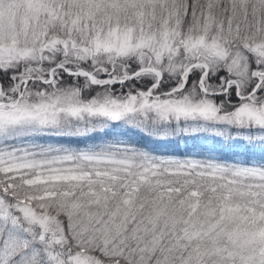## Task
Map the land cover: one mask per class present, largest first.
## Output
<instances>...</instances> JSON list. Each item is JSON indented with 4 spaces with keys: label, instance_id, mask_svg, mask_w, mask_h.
<instances>
[{
    "label": "snow or ice",
    "instance_id": "6c2138e0",
    "mask_svg": "<svg viewBox=\"0 0 264 264\" xmlns=\"http://www.w3.org/2000/svg\"><path fill=\"white\" fill-rule=\"evenodd\" d=\"M0 264H264V0H0Z\"/></svg>",
    "mask_w": 264,
    "mask_h": 264
},
{
    "label": "trees",
    "instance_id": "16d2710c",
    "mask_svg": "<svg viewBox=\"0 0 264 264\" xmlns=\"http://www.w3.org/2000/svg\"><path fill=\"white\" fill-rule=\"evenodd\" d=\"M210 148L219 149V145H212L210 142L205 143L203 141H188L187 144H184L183 142L179 145L170 144L158 150L166 153L183 155L185 152H192L194 150L207 151Z\"/></svg>",
    "mask_w": 264,
    "mask_h": 264
}]
</instances>
